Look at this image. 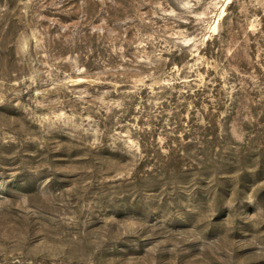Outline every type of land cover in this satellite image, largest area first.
Returning <instances> with one entry per match:
<instances>
[{"label": "rangeland", "instance_id": "rangeland-1", "mask_svg": "<svg viewBox=\"0 0 264 264\" xmlns=\"http://www.w3.org/2000/svg\"><path fill=\"white\" fill-rule=\"evenodd\" d=\"M0 264H264V0H0Z\"/></svg>", "mask_w": 264, "mask_h": 264}]
</instances>
